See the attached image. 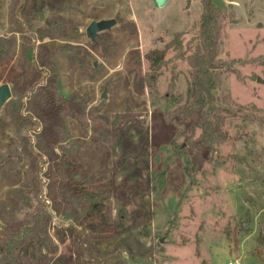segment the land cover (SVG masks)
Listing matches in <instances>:
<instances>
[{"label":"rangeland","instance_id":"1","mask_svg":"<svg viewBox=\"0 0 264 264\" xmlns=\"http://www.w3.org/2000/svg\"><path fill=\"white\" fill-rule=\"evenodd\" d=\"M13 1L0 0V40L7 42L0 86L11 91L0 110V153L18 145L20 135L36 145L40 124L26 111L28 93L15 90L14 81L23 63L36 68L42 54L56 67L59 94L85 108L83 118L64 116L69 138L56 151L66 148L81 174L102 176L98 191L109 194L81 225L53 220L59 227L48 237L57 251L48 264H264V0H212L227 14L218 56L224 72L215 93L226 102L228 138L208 147L194 126L199 114H176L186 100L187 63L173 46L158 70L146 57L165 50L177 33L183 52L193 51L200 0H168L163 8L151 0H21L17 21L10 18ZM115 17L122 21L95 42L86 37L91 22ZM15 112L28 122L19 131ZM40 153L30 154L42 186L48 158ZM23 160L0 164V225L16 209L31 208L22 200ZM25 264L34 263L27 258Z\"/></svg>","mask_w":264,"mask_h":264},{"label":"trees","instance_id":"2","mask_svg":"<svg viewBox=\"0 0 264 264\" xmlns=\"http://www.w3.org/2000/svg\"><path fill=\"white\" fill-rule=\"evenodd\" d=\"M202 12L198 22L197 44L193 51L187 54L182 50V36L177 33L173 40L165 46V50H156L148 54L147 60L151 70H158L164 64L166 50L172 46L178 52L176 57L187 63L189 67L186 83V100L184 105L177 108L179 118L190 117L198 113V121L194 124L200 129L199 142L203 146L224 143L228 138L223 127L228 109L225 99L221 100L216 91L220 86L223 75V64L218 58L221 30L226 13L216 8L212 0H200ZM21 0H14L10 12L11 20L17 21ZM7 42L0 40V58L5 51ZM44 55H39L38 66L22 64V72L15 79V90L28 93L26 111L40 124V130L35 135L36 145H29L27 138L19 136L12 150L0 153V164L8 162L12 157H21L26 167V185L22 190V200L31 208L23 212L15 210V216L2 220L0 225V264H25L28 258L34 264H48V254L57 249L52 246L48 237L49 230L59 227L53 225V220L63 218L81 225L101 210L109 199V194L98 191L104 187L102 176L87 177L80 173V165H74L66 158L69 152L66 148L61 153L56 151L63 140L68 139V128L64 116L83 118L85 108L75 99H64L57 90L58 73L55 65L47 62ZM42 74L46 75L45 82L37 81ZM177 75L172 77L167 85L168 96L175 87ZM152 89L155 91L154 76H150ZM14 124L19 131L28 122L12 114ZM20 149V151H18ZM35 149L48 159L44 160L45 169L40 175L41 182L36 176L37 159L30 153ZM127 149L123 153L127 158ZM39 156V155H38ZM128 160V159H126ZM41 187L44 188L41 190ZM102 226L101 224L99 225ZM69 227V228H70ZM70 233L73 229H69ZM58 238H64V231H57ZM264 245V236L260 240Z\"/></svg>","mask_w":264,"mask_h":264},{"label":"water","instance_id":"3","mask_svg":"<svg viewBox=\"0 0 264 264\" xmlns=\"http://www.w3.org/2000/svg\"><path fill=\"white\" fill-rule=\"evenodd\" d=\"M154 3L156 8H163L168 0H151ZM189 4V3H188ZM120 17H115L114 19H103L102 21H93L86 28L85 35L90 38L93 42L96 41L98 34L103 31L109 30L114 27L116 24L121 22ZM259 81V79H257ZM11 97V91L7 84H2L0 86V110L3 104ZM105 98V94L102 96Z\"/></svg>","mask_w":264,"mask_h":264},{"label":"built area","instance_id":"4","mask_svg":"<svg viewBox=\"0 0 264 264\" xmlns=\"http://www.w3.org/2000/svg\"><path fill=\"white\" fill-rule=\"evenodd\" d=\"M228 264H241L239 259H234L228 262Z\"/></svg>","mask_w":264,"mask_h":264}]
</instances>
